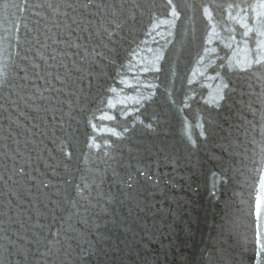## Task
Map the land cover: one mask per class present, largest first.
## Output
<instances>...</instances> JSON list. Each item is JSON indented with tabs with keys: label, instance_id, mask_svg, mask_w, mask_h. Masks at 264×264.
Here are the masks:
<instances>
[{
	"label": "water",
	"instance_id": "water-1",
	"mask_svg": "<svg viewBox=\"0 0 264 264\" xmlns=\"http://www.w3.org/2000/svg\"><path fill=\"white\" fill-rule=\"evenodd\" d=\"M264 0H0V264H264Z\"/></svg>",
	"mask_w": 264,
	"mask_h": 264
},
{
	"label": "snow or ice",
	"instance_id": "snow-or-ice-1",
	"mask_svg": "<svg viewBox=\"0 0 264 264\" xmlns=\"http://www.w3.org/2000/svg\"><path fill=\"white\" fill-rule=\"evenodd\" d=\"M262 7H264V5H261Z\"/></svg>",
	"mask_w": 264,
	"mask_h": 264
}]
</instances>
